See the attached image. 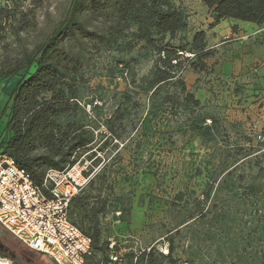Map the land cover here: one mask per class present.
Here are the masks:
<instances>
[{"label": "rangeland", "instance_id": "obj_1", "mask_svg": "<svg viewBox=\"0 0 264 264\" xmlns=\"http://www.w3.org/2000/svg\"><path fill=\"white\" fill-rule=\"evenodd\" d=\"M69 2L0 0V6L17 12L32 11L41 39L62 19ZM174 4L187 16V29L176 36L172 43L175 48L190 43L199 31L207 34L210 14L201 0H175ZM35 33L32 35L37 38ZM207 46H212L208 40ZM213 51L215 56L207 61L206 72L194 73L186 65L181 76L200 108H183L174 114L159 98L153 103L150 94L140 89L157 59L149 49L138 44L129 54L115 50L97 54L85 47L79 103L90 119L89 125L95 122L93 128L104 132L106 120L118 108L127 107L132 124L140 128L139 137L146 139L145 143L135 140L127 149L118 142L116 148L96 153L101 164H106V156L107 162L112 160L108 172L117 178L114 194L122 199V209L104 215L101 229L102 239L114 242L121 256L131 253L138 257L149 248L157 251L167 245V232L177 213H191V206L176 203L174 196L185 191L188 199H201V192L215 178L213 188L219 184L216 209L209 210L198 224L179 229L173 258L178 264H264V160H259L264 153V59L224 77L214 73V67L230 68L234 62L231 50L220 47ZM33 71L23 70L14 78L0 81V114L16 84ZM174 89L170 91L176 92ZM134 104L140 107L136 109ZM145 118L151 121L143 128L140 122ZM212 118L217 123L210 130L211 139H207L196 128L210 127ZM6 119L7 114L0 116V142L8 138ZM158 121L160 125L156 126ZM162 137L170 138L172 146L159 145ZM240 146L251 154V166L241 164L245 155L237 151ZM88 166L83 163L84 171L88 172ZM242 176L246 178L243 181L239 179ZM210 204L208 201L205 206ZM121 210L123 217H118ZM0 235L5 236L3 230ZM0 252L3 264H13L8 258H20L25 264H55L12 237L0 239Z\"/></svg>", "mask_w": 264, "mask_h": 264}, {"label": "trees", "instance_id": "obj_2", "mask_svg": "<svg viewBox=\"0 0 264 264\" xmlns=\"http://www.w3.org/2000/svg\"><path fill=\"white\" fill-rule=\"evenodd\" d=\"M174 1L70 0L62 19L41 39L32 11L17 12L14 8L0 6V81L34 68L33 73L16 84L1 111L0 116L7 114L4 130L8 138L0 142V150L25 170L35 184H39L49 170L64 171L76 164H89L88 172H82L84 177H91L89 183L71 200L68 209L70 222L91 240V253L85 257V264H178L173 253L174 237L179 229L198 224L206 219L209 210L216 209L219 184L213 188L215 178L201 192V199H188L187 192H178L173 200L190 205L191 213L184 216L177 213L167 232V255L149 248L138 257L129 253L113 262L111 258L120 250L114 242L102 239L101 218L122 209V199L114 194L117 178L108 172L112 160L107 162L106 156V164H101L96 153L107 147L114 149L118 142L127 149L135 140L143 139L141 143H145L146 139L139 137L140 128L132 124L127 107L118 108L106 120L104 132L94 129L95 122L89 125L90 119L79 103L85 62L83 52L88 45L97 54L112 50L129 54L136 45L142 44L157 59L140 89L150 94L153 103L159 98L174 114L183 108L199 109L200 102L186 89L181 76L186 65L194 73L206 72L207 61L214 58L215 51L207 46L204 31L195 33L190 43L173 46L176 36L187 29V16ZM201 3L212 19L209 30L226 20L264 26V0H201ZM172 87L176 92L170 91ZM133 107L137 109L140 105ZM150 121L145 118L140 126L144 128ZM216 123L212 118L210 127L196 130L202 137L211 139L210 130ZM159 125V121L156 122V126ZM161 141L162 147L173 144L170 138L162 137ZM236 149L245 155L241 164L251 166L252 157L247 148ZM262 159L264 153L259 157L260 161ZM208 201L211 204L207 208ZM123 212L121 210L118 217H123ZM4 234L0 239L6 241L10 236ZM111 243L113 247L109 249ZM0 258H3L1 252ZM8 259L13 264H25L20 258Z\"/></svg>", "mask_w": 264, "mask_h": 264}, {"label": "built area", "instance_id": "obj_3", "mask_svg": "<svg viewBox=\"0 0 264 264\" xmlns=\"http://www.w3.org/2000/svg\"><path fill=\"white\" fill-rule=\"evenodd\" d=\"M190 57V56H186ZM78 164L64 171L49 170L39 184L0 150V228L32 252L55 264H85L91 240L69 220L71 200L88 185ZM113 243L109 249H112ZM168 245L159 248L167 255ZM149 251V250H148ZM117 253L111 260L120 261Z\"/></svg>", "mask_w": 264, "mask_h": 264}, {"label": "crops", "instance_id": "obj_4", "mask_svg": "<svg viewBox=\"0 0 264 264\" xmlns=\"http://www.w3.org/2000/svg\"><path fill=\"white\" fill-rule=\"evenodd\" d=\"M208 23H212L211 18ZM207 40L212 43V49L222 47L231 50L230 56L234 62L230 64V68L214 67V73H221L224 77L233 71H241L245 64L260 63L264 59V26L226 20L207 32Z\"/></svg>", "mask_w": 264, "mask_h": 264}, {"label": "bare ground", "instance_id": "obj_5", "mask_svg": "<svg viewBox=\"0 0 264 264\" xmlns=\"http://www.w3.org/2000/svg\"><path fill=\"white\" fill-rule=\"evenodd\" d=\"M0 264H3V263H0Z\"/></svg>", "mask_w": 264, "mask_h": 264}]
</instances>
